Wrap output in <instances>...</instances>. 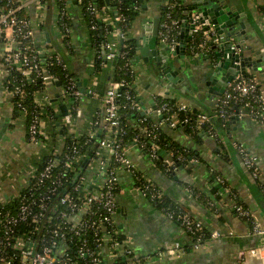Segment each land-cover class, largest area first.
Segmentation results:
<instances>
[{
  "label": "built area",
  "instance_id": "1",
  "mask_svg": "<svg viewBox=\"0 0 264 264\" xmlns=\"http://www.w3.org/2000/svg\"><path fill=\"white\" fill-rule=\"evenodd\" d=\"M82 1L79 0V3L82 4ZM112 1L120 2V0ZM143 1L147 4L151 0ZM183 1L186 5L187 0ZM31 3L37 5L38 18L42 19L46 3L44 0H0V37L4 40L2 66L7 75L12 70H16L30 82L39 78L46 88L51 83L60 80L46 67L57 64L64 69L65 64L57 53L53 62L40 59V56L49 50H40L35 43L39 24L31 20L27 13ZM161 6L158 38L166 45L170 53L177 50L184 33L187 36L185 58L188 61L205 58L213 65H217L229 57V53L224 54L222 51L225 43H228L231 51L235 53L241 50L239 42L225 32L221 33L217 25L208 17L193 12L185 13L181 19L174 18L172 12L179 7V0H162ZM86 9L95 21L87 26L88 30L98 29L96 20L103 25L106 41L102 43V48L106 68L115 58L125 55L120 52V41L128 33L124 26L126 16L119 7L112 9L93 1H88ZM60 12L57 19L58 27L61 37L65 40L66 37H71L70 16L65 6ZM198 36H200L199 40ZM214 51L217 52V56L211 58ZM65 76L64 82L62 81L64 97H72L80 101L84 93L80 91L76 79L74 76ZM126 87L125 79L111 80L102 97L103 107L100 111H96L97 114L93 121L94 131L81 134L74 132L77 139L83 135L92 139L98 136V132L104 135L95 150V155L90 160H83L85 155L81 152L77 139L70 145L64 144V149L61 151L53 149L51 156L39 172L37 168L30 172V180L25 191L22 190L16 196L8 197L6 200L0 198V204L12 200L18 201L16 213L6 215L0 220L2 229L0 264H107V256L115 262L116 258L121 255L126 256L130 264H144L146 258L135 254L127 246L126 237L119 239L123 234L115 224L120 172L127 170L133 174L139 183L136 184V190L143 197L154 202L157 199H163L165 197L163 187L152 178L139 174L136 165L128 155L131 147L138 150L146 149L150 163L156 165L161 145L158 143V133L155 129L148 128H142L148 140L142 141L137 134L131 143H123V136L127 134L126 125L129 123L122 121L121 109L126 105L132 111L141 110L149 115L155 113L158 117L156 123L160 126L166 124L174 128L182 124L200 131L205 128L210 133V137L218 143L223 142V133L214 123V119L219 120L222 128L232 123L233 117H236V120L241 117H250L264 123V89L258 79L248 71L246 74H239L227 83L211 114L197 112L192 115L193 111L190 107L181 102H177L174 106L168 101H163L155 109L143 108L139 98L135 99L136 97H133ZM5 88L12 98L15 95H23L24 92L20 84L15 85L12 90L6 85ZM86 93L98 97L94 85H91ZM122 98H126L129 104H124ZM45 99V103L38 102L40 107L50 105L49 97ZM17 106H20L24 113L28 110V106L20 100ZM237 106L238 109H235ZM181 111L185 112L182 119L179 118ZM44 124L45 121L41 114H32L27 132V140L30 143L46 145L47 131H45L46 124ZM234 147L243 167L252 179L257 181L264 194V170L259 164L258 157L244 144L234 142ZM58 153L62 155L61 160L55 158ZM183 162L184 157L181 154L168 151V156L163 157L161 161V167L164 171H170ZM192 162H197V159L186 162L184 165ZM211 171L216 173L214 169ZM93 173L96 175L95 178H98L95 182L91 181ZM215 178L222 189V195L223 193L230 195L231 202L227 207L247 224L251 234L264 236V224L259 221L255 212L242 202L222 175L216 173ZM189 193H194L198 199L208 200L204 194L196 193L192 188H189ZM162 210L168 219L177 223L188 233L192 239L193 249L201 250L205 247L207 241L204 240V228L206 226L202 221L190 214L182 212L176 214L169 208ZM22 224L32 228L29 234L20 231ZM208 232L210 238H217L221 235L217 230ZM88 233L91 234L94 245L87 237ZM71 243L76 244L75 250L71 249ZM180 250H182V245L176 242L155 254L161 257ZM263 255L264 244L248 248L239 253L237 264H248L247 256L262 257Z\"/></svg>",
  "mask_w": 264,
  "mask_h": 264
},
{
  "label": "crops",
  "instance_id": "2",
  "mask_svg": "<svg viewBox=\"0 0 264 264\" xmlns=\"http://www.w3.org/2000/svg\"><path fill=\"white\" fill-rule=\"evenodd\" d=\"M63 3L71 22L72 32L69 40H63L61 37L57 21L58 9L54 0L46 1L42 19L38 18V7L34 3L30 4L27 13L31 20L39 24L35 36L38 48L49 50L51 53L57 48L60 49L71 65L77 84L81 83L82 86L85 82L84 96L80 101L71 97L65 98L62 84H57L61 80H57L46 86L44 92L37 94V101L45 103V98L49 97L50 105L58 119L56 125L65 128L67 133H89L94 131L96 111L103 107L102 97L111 81L113 61L105 69L103 65L100 72L93 71L97 50L91 44L81 4L79 0H64ZM187 3L191 6V0H187ZM161 5L162 0H151L144 4L130 33L137 39L138 45L132 69L135 74L134 87L140 103L143 108H150L154 106L157 97H162L187 104L191 110L197 112L211 113L220 97L218 83L226 70H219L218 75L210 77L214 68L209 60L201 58L188 61L185 53L163 62L161 59L164 57V49L158 38L159 24L156 34L154 33L155 21L161 17ZM223 5L237 11L240 15L239 21L245 25L244 28L236 27L238 34L234 38L246 48L255 51L246 52V55L251 54L256 62V66L248 67L247 71L258 79L264 89V0H223ZM99 29L104 33L103 25H100ZM3 41V37H0V198L6 200L19 194L28 185L30 172L43 156V149L61 151L64 149L65 140L60 132L55 144L51 140L52 125L49 120L44 119L47 131L46 145L32 144L27 140L26 117L20 115L13 118V98L4 84L7 73L2 66ZM146 41L149 45L147 53L145 57L138 58L141 55L140 45ZM96 74L101 77L93 78ZM91 85H94L98 97L86 93ZM62 103L67 105V116H59L62 113ZM152 116L158 120L155 113H152ZM128 123L137 126L134 119H129ZM161 129L181 146L200 153V159L188 165H181L174 176L170 177L165 176L150 163L148 156L135 147L129 149V157L139 172L163 187L165 197L182 205L188 214L202 221L208 231L217 230L221 235L208 240L203 249H193L188 233L136 190V180L127 170L120 172L118 210L114 218L116 227L126 237L127 246L135 254L146 258L144 264H237L239 253L263 245L264 236L251 234L247 224L227 207L230 206V195H222V189L215 176L214 179L211 177V168L225 178L242 202L249 206L264 224V216L258 205L259 192L262 191L257 181L253 180L243 167L234 147V142L244 144L258 157L264 170V123L250 117L233 121L228 129L222 131L223 142L219 148L218 142L208 135H202L197 141L185 134L180 126L172 128L162 124ZM100 134L101 132H98L99 136ZM167 156L168 153L165 157ZM95 176L94 173L91 175L92 182L98 179ZM189 187H196L208 199H213L212 202H216L215 197L218 195L215 212L203 206L194 193H189ZM212 189H215V193H212ZM176 242L182 245V250L161 257L155 254ZM109 258L107 256V264H114ZM246 261L248 264H264V255L247 256Z\"/></svg>",
  "mask_w": 264,
  "mask_h": 264
},
{
  "label": "trees",
  "instance_id": "3",
  "mask_svg": "<svg viewBox=\"0 0 264 264\" xmlns=\"http://www.w3.org/2000/svg\"><path fill=\"white\" fill-rule=\"evenodd\" d=\"M44 1L46 2L49 0H44ZM88 1H93V2L97 3L98 5H106L108 7H111L112 9L119 7L120 11L123 12L124 15L126 16V21L124 22V26H125V31H127L128 33H126L125 36L123 37V39H121V44H120V52L124 53L125 55H124V57L118 56L117 58L114 59V61H113L114 71H113V74L111 75V80L113 81V80L125 79L127 81L126 89L128 90V92L133 97H136L135 99H138L139 97H138V94L135 90L134 80H133L135 74H134L133 69H132V67L134 65L135 58L137 56L138 45H137V39L135 37H132L130 33H131V29L133 27V23L135 22L137 16L140 15V13L143 10L142 8L144 6V1L143 0H120V2H118V1H112V0H83L81 7H82V12L85 16V20L87 21V25H89L91 22L94 21L93 17L87 12V9H86ZM54 2L57 4L58 12L62 11V9L64 8V5H65L63 3V1L54 0ZM263 10H264V8H263ZM164 11H165V9H164ZM193 12L197 13L196 11H193L190 9V5L188 3H186V5H185L183 0H179V7L175 8V10L172 12V16L174 18L181 19L182 17L185 16V13H193ZM60 14H61V12L58 13L59 16H60ZM162 17H163V15H162ZM96 22L98 24V29L89 30V36H90V41H91L92 46L97 50V58L95 59V62L93 65V71L94 72H100L103 65H104V62H105V54H104V51L102 48V43H104L106 41V35L104 33H102V31L99 29L101 22H99L97 20H96ZM66 39L69 40L70 37L68 36L65 38V40ZM197 39L199 40L200 36H198ZM56 53L62 57L63 63L65 64V68L63 69L61 66L54 64L53 66L46 67V69H48L50 73L57 75L58 78L61 80V82L62 81L64 82V79L66 77L65 75L74 76V74L71 70V67H70L71 65H70L68 59L60 51V49L57 48V50H55L53 53L48 51L43 56H40L41 57L40 59H45L46 61L53 62V61H55L54 59H55ZM216 56H217V52L214 51L211 55V58H215ZM104 69H105V67H104ZM4 84L10 90L14 89L15 85H17V84L18 85L20 84L23 87V91H24L23 95H15L13 97V103H14L13 118L14 119L19 117L20 115L21 116L26 115L25 117H26V122H27V127H28L32 114L38 113V114H41L42 118L50 121L52 128H53V132L51 134V140L55 144H56V141L58 139L60 132H62V135L64 136L66 146L70 145L73 141H75L77 139L76 135L69 134V133H67L65 128H61V127L56 125V123H57L56 121H58V119L56 118V113L53 111L51 105H46L45 107H40V105H38L37 94L39 92L42 93V91L44 92V89H45V86L42 84L41 79L36 78L34 81L30 82V81L26 80L25 76L22 75L20 72H18L16 70H12L11 73L8 74L4 78ZM18 100H20L24 105L28 106V110L26 113H24L22 111V108L20 106H17ZM122 101L124 104H126V103L129 104L128 100L126 98H122ZM163 101H168L170 103V105H174V106H176V104L178 102L175 99L157 97L155 99L154 106H150V108L155 109L159 105V103H161ZM235 109H238V106ZM192 111H193L192 115L197 113V111H195V110H192ZM121 116H122V121L125 123H128L129 119H134L137 122V126H132L130 124L126 125L127 134L123 136V143L124 144L131 143L133 141L134 136L137 134L140 136L142 141L148 140L146 138V134L142 132V128L155 129V131L158 133V138H159L158 143H160L161 148L159 149L158 154H157L158 155L157 161H156L157 164L154 166L156 168H158L160 171H162L165 176L173 177L175 172L177 171V169L179 167H181V165H184V163H186V162H191L192 160H196V159L199 160L200 159V157H199L200 153H198L197 151H195L192 148L183 147L180 144H178L175 140L170 138L164 132V130L161 129V126L156 123L157 121L152 116V114L149 115L148 113H145L141 110L132 111L128 108V105H126L125 107H123L121 109ZM184 116H185V112L181 111L179 118L182 119V117H184ZM233 121H236V117H233ZM214 123L216 124V126L218 128H220L221 132L228 129L229 126L231 125V123H230L227 125V127L222 128L219 125L218 119H214ZM179 126L181 128H183L182 130L184 131L185 134L189 135L190 137H192L193 139H195L197 141L200 140L199 138H201L202 135L210 136L209 135L210 133L205 128L203 129V131H200L197 129L193 130L191 127H189L187 125H182V124H179L176 127H179ZM103 137H104V135H102V134H100V136L98 135L92 139H88L86 135L79 136V138L77 139L79 141L78 144L81 147V152L85 155L83 157V160L84 159L90 160V158L93 155H95V150L99 146V143L103 139ZM217 146L219 148V147H221V144L217 143ZM140 150L147 156V150L146 149H140ZM168 151H174L175 154H181L184 157V162L179 164V165H176L170 171H164L161 167V161H162L163 157H165V155L168 153ZM51 152H53V149L52 150H46L44 152L43 156L41 157V159L39 161H37V163L35 164L36 165L35 168H37V172H39L43 168L46 160L51 156ZM60 154L61 153H58L56 155L55 158L57 160L58 159L61 160L62 155H60ZM137 172L139 174H142L138 170H137ZM215 175H216V173H211V177L213 179H214ZM136 184L138 185L139 183L136 181ZM227 184H228V182H227ZM192 188H193L194 192H196V193L200 192L199 189H197L196 187H192ZM23 191H25V189ZM214 191H215V189H212V193H215ZM215 199L218 200L219 196L217 195L215 197ZM217 200H216V202H217ZM199 201L203 204V206H205L207 209L209 208L211 211H214L217 208V203L212 202L213 199L211 201V199L206 200L204 198H200ZM151 202L154 205H156L157 208L161 211H163L162 209H164V208H166V209L169 208L171 211H173L176 214H179L180 212L188 214L184 210L182 205H180L179 203H177L175 201H172L168 197H164L163 199H157V201H155V202L151 201ZM17 206H18L17 200H12L11 202L0 204V220L5 218L6 215L16 213ZM31 229L32 228L28 225H24V224L20 225V231L22 233H28L29 234ZM204 233H205L204 240L205 241L210 240L211 238H210L209 232L206 228H204ZM1 234H2V229L0 228V235ZM87 237L90 239L92 245H94V241L91 237V234L88 233ZM123 237H124V235H122V236L120 235L119 239H123ZM71 245H72L71 249L75 250L76 244L71 243ZM114 264H130V263H129V260L126 258V256L121 255V256H118L116 258V261L114 262Z\"/></svg>",
  "mask_w": 264,
  "mask_h": 264
},
{
  "label": "water",
  "instance_id": "4",
  "mask_svg": "<svg viewBox=\"0 0 264 264\" xmlns=\"http://www.w3.org/2000/svg\"><path fill=\"white\" fill-rule=\"evenodd\" d=\"M190 9L196 11L197 13L210 18L218 27L221 33L225 32L228 36L235 37L238 33L236 32V27L241 26L244 28V23L239 21V13L237 11H232L230 7L223 5V0H191ZM159 19L157 18L154 25V33L156 34L158 29ZM187 36L184 33L181 39V43L179 44L177 50L173 53H170L168 48L164 43L161 44V47L164 49V57H162V61L166 62L167 59L172 58L175 55L183 56L185 53ZM239 46L241 50L239 53H235L231 51L228 43H225L223 46V53L228 54L229 57L223 61H220L217 65H211L214 68V71L210 73V77L212 75H218V71L225 69L226 72L221 75V79L218 83L219 95H221L229 81H231L234 77L238 76L241 73L246 74L247 68L250 66H256V62L253 60V56L246 55V52H255L251 48H246L242 43L239 42ZM149 45L147 41L144 42L143 45H140L141 55L138 58H143L146 55ZM220 55V54H219ZM145 57V56H144ZM147 59V58H146ZM140 60V59H139ZM62 84L61 81L57 83ZM85 85V82H84ZM84 85L78 83L80 91L84 93L85 88ZM217 89V87H216ZM215 89V90H216ZM72 99V97H71ZM62 111L59 116H67V105L62 103L60 106ZM259 201L258 205L261 210L262 215L264 216V195L259 192ZM251 240V239H250Z\"/></svg>",
  "mask_w": 264,
  "mask_h": 264
},
{
  "label": "rangeland",
  "instance_id": "5",
  "mask_svg": "<svg viewBox=\"0 0 264 264\" xmlns=\"http://www.w3.org/2000/svg\"><path fill=\"white\" fill-rule=\"evenodd\" d=\"M100 77L101 76H99L98 74H96V75L93 76V78H95V79H99ZM48 130H52V129L51 128L50 129L48 128ZM45 151H46V149L44 148L42 153H44Z\"/></svg>",
  "mask_w": 264,
  "mask_h": 264
}]
</instances>
